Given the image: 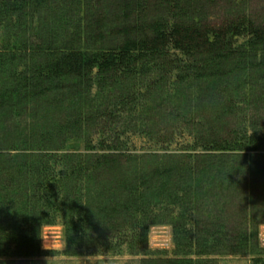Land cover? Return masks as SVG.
Masks as SVG:
<instances>
[{"label": "trees", "instance_id": "obj_1", "mask_svg": "<svg viewBox=\"0 0 264 264\" xmlns=\"http://www.w3.org/2000/svg\"><path fill=\"white\" fill-rule=\"evenodd\" d=\"M199 2L200 0H0V28L11 31L9 43L5 47L7 55H0V114L9 110L6 105L8 102L2 103L4 99L9 98V102L20 105L54 89H67V82L71 80L80 92L73 96L74 101H79L95 85L98 91L93 101L96 105L105 103L104 109L110 108L114 115L117 107L124 108L125 98L128 99L127 104L133 105L136 102L139 88L134 83L135 77L153 73V80L143 87L158 93L162 98H167L168 91L175 86L180 87V90L191 89L193 84L197 87L200 82L203 86L199 84V89L209 91L214 105L211 108V120L207 123L211 133L201 139L204 152L222 154L223 157L226 152L247 149L250 152L257 151L258 148L252 145L254 139H250L248 145H239L235 135L221 138L215 132L223 122L222 119L234 114L236 96L250 86V81H256L255 75H264V24L256 26L242 17L216 28L211 27L202 21ZM50 4L53 5L51 9ZM44 9H50L53 18L56 16L51 27L46 25V29L43 17L37 21L34 18L36 13L39 12L40 15V11ZM70 9L76 17H80L70 18ZM35 21L41 24L37 28H33ZM40 30L44 32L43 36ZM29 33L33 36L31 40L26 38ZM239 37H245V40L243 44L236 46L234 41ZM108 38L115 41L114 46L102 47L101 43ZM82 45H87L89 51H85ZM171 50L180 57L172 55L173 58L169 59ZM16 57L23 59L24 70L20 73H8L6 66L11 65ZM93 70L96 71L94 77L91 76ZM7 74L14 81V86L9 90L3 82V76ZM111 98L115 102L109 100ZM103 112L104 110L99 112L95 106L85 114L79 111L64 120H52L41 131H55L54 133L36 134V130L32 131L29 136L24 137L23 147L27 149L31 146L28 150L33 148L45 151L53 142V134L57 132L63 135V140L56 147V151H61L63 141L72 138L68 136L70 132L78 135L83 123H96L103 117ZM179 117L182 118L183 114ZM16 143L7 138L0 142V165H3V160L12 159L9 154L17 149ZM117 148L101 146L100 150L115 151ZM105 157L102 158L103 162L96 161L95 165H91L83 155H62L61 163L64 165L56 176L46 166L50 159L53 160L50 155L47 160L31 155L19 160L12 159L14 167H6L9 174L1 176L4 171H0V205L7 197L17 194V202L24 199L28 204V200L33 198L36 204L32 206L37 208L32 211V206L21 205L22 222L19 221L17 229L0 228V256L9 252L12 245L34 251L38 246L35 234L37 227L52 224L54 219L47 218L60 210L64 211L62 217L65 220L66 245L67 250H70L75 241V229L70 218L73 213L71 203L76 201L81 192V180H96L102 171L100 165L106 162L105 165H109L108 169L111 171L122 156L109 153ZM129 157L134 160L136 158L134 155ZM184 157L191 160V155ZM191 163L190 161L186 167L171 161L164 174L175 176L178 182H183L181 176L184 169L185 173L191 171ZM244 168H248V172L252 169L250 165ZM91 171L94 173H90ZM223 172V178L232 180L236 168L228 165ZM15 178L19 179V186L22 184L24 188L18 187ZM150 179L151 176L136 178V187L129 190L130 198H123L119 203L113 201L114 204L106 213L101 212L105 223L108 226L111 224L110 228H131L144 224V229H147L149 225L159 224L155 215L146 224L138 221L139 214L147 217V211L149 213V205L143 206L146 198H156L155 194L160 197L162 191V187H158L156 193L155 189L149 192L147 182ZM140 187L143 188V194L137 197L134 193H138ZM128 212L131 215L129 220L125 219ZM185 217L184 214L175 216L171 213L165 219V223L172 229L178 256L172 264H202V259L193 261L191 256H211L218 248L227 253L232 251L233 254L250 255L252 264H264V252L258 249L256 230L243 229L234 235H224L215 230L212 224L213 228L203 225L199 219V222L197 219L193 221L194 228L188 227Z\"/></svg>", "mask_w": 264, "mask_h": 264}, {"label": "rangeland", "instance_id": "obj_2", "mask_svg": "<svg viewBox=\"0 0 264 264\" xmlns=\"http://www.w3.org/2000/svg\"><path fill=\"white\" fill-rule=\"evenodd\" d=\"M198 4L202 10V21L211 27L216 28L242 17L252 21L256 26L264 24V0H200ZM52 7L50 4V9ZM50 9L40 11L41 16L39 12L34 16L36 21L43 17L44 29L47 28L46 25L51 27L56 18V16L53 18ZM69 17L78 19L80 16L76 17L70 9ZM36 21L33 28L41 25ZM10 32V29L0 28L2 57L7 55L8 50L5 47L9 43ZM41 33L43 36L44 32ZM27 36L29 40L33 38L30 33ZM59 36L61 37V33ZM244 40L245 37L236 38L234 44L241 45ZM114 44L115 41L108 38L101 46L112 47ZM82 48L89 51L87 45H82ZM169 55V59L173 58L172 55L180 57L173 50ZM22 61L23 59L16 57L11 65H5L8 73L22 72L25 67ZM95 72L93 70L92 77ZM263 76L255 75L256 81H250V86L236 96L234 114L222 119L223 122L215 132L217 137L221 138H228L230 134L232 137L235 135L239 145H248V141L254 139L252 145L258 150L226 152V156L223 157L218 153L208 154L201 147V139L211 133L207 123L211 120V108L214 105L209 91L199 89L203 86L202 82L199 83L201 86L197 84V87L193 84L191 89L180 90V87L173 86L174 88L168 91L167 98H162L158 93L145 90L146 87H143L153 80V73L146 76L137 75L134 80L139 88L136 102L133 105L127 104L128 99L125 98L124 108L117 107L114 115L111 114L110 108L104 109L105 103L96 105L93 101L98 91L95 85L92 86L89 95L86 94L75 102L73 96L77 95L79 90L73 86L75 83L71 80L67 82L69 85L67 89H54L20 105L9 102V98L4 99L2 103L8 102L6 105L11 111L0 114V142L4 138L17 142V149L9 154L12 159L19 160L21 157L31 155L47 160L50 155L53 160L50 159L46 166L56 176L63 168L61 156L65 154L83 155L88 158L91 165H95L96 161L103 162L105 154L117 153L122 157L111 171L104 160L105 164L100 165L102 171L99 179L81 180V192L76 201L71 203L73 213L70 218L75 229V241L70 250H67L66 245V227L62 217L64 211L60 210L47 218L54 219L52 224L37 227L35 234L38 246L34 251L12 245L9 252L0 256V264H172L178 256L172 229L165 223V219H168L171 213L175 216L186 215L185 222L188 227L194 228L192 223L197 219V222L200 220L208 228L212 227V224L215 230L224 235L228 233L234 235L243 229L256 230L258 249L264 252V78H261ZM11 78L8 74L3 76V82L8 90L14 86ZM171 82L175 84L174 81ZM169 84L172 87L171 83ZM109 100L115 102L112 98ZM95 106L99 112L104 110L103 117L96 123H83L76 136L70 132L68 136L72 138L63 141L61 151H56V147L63 140V135L57 132L53 134V142L47 144L48 148L45 151L33 148L28 150L31 146L27 149L23 147L24 137L29 136L30 132L36 130V134H47L49 131L41 130L52 120L58 118L64 120L79 111L85 114ZM181 114L182 118L179 117ZM101 146L118 148L115 151L100 150ZM132 155L136 156L135 160L129 157ZM190 155L191 160L184 157ZM12 159L8 158L7 161L1 162L3 165H0V171H4L1 176L9 174V170L6 171L8 165L14 167L15 162ZM171 161L186 167L190 161L192 162L189 165L192 166L191 171L185 173L184 169L185 172L181 176L183 182H178L175 176L164 174L167 173L164 170L169 168ZM228 165L236 168L232 180L223 178V171ZM247 165L252 168L250 172L248 168H244ZM147 176L152 177L147 182L150 187L148 191L155 189L156 193L158 187L159 189L162 187V191L160 197L155 194L156 198H146L143 206L149 205V213L145 209L147 217L139 214L138 221H144L146 224L151 222L152 216L155 215L159 224L149 225L147 229H144V224L131 228L128 226L110 228L111 224L108 226L107 222L105 223L101 212L104 213L112 207L114 202L119 203L123 198H130L129 190L136 187V178ZM16 184L24 188L22 184L19 186V179L16 180ZM134 194L141 197L139 194H143V188L140 187L138 193ZM16 197L17 194L14 197H7L0 205L2 216L0 228L17 229L19 221L22 220L21 205L31 207L36 204L33 198L28 200V204L24 199L19 200L18 202H21L18 204ZM31 208L35 211L37 207ZM130 216L129 212L126 213L125 219L129 220ZM118 219L117 222L120 221V218ZM39 233L44 241L39 239ZM191 259L193 261L202 259V264H252L250 255L233 254L232 251L227 253L220 248L214 250L211 256L192 255Z\"/></svg>", "mask_w": 264, "mask_h": 264}, {"label": "clouds", "instance_id": "obj_3", "mask_svg": "<svg viewBox=\"0 0 264 264\" xmlns=\"http://www.w3.org/2000/svg\"><path fill=\"white\" fill-rule=\"evenodd\" d=\"M39 239L41 240V241H44V239H43V236L39 233ZM45 250H48V249H45ZM47 260H48V258H46Z\"/></svg>", "mask_w": 264, "mask_h": 264}]
</instances>
